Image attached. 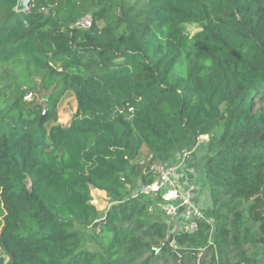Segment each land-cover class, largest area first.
<instances>
[{
  "label": "trees",
  "instance_id": "16d2710c",
  "mask_svg": "<svg viewBox=\"0 0 264 264\" xmlns=\"http://www.w3.org/2000/svg\"><path fill=\"white\" fill-rule=\"evenodd\" d=\"M16 4L0 0V264H191L201 247L210 264H264V0ZM71 87L84 109L61 124ZM203 135L212 206L170 229L161 192L140 187ZM97 220L85 249L76 225Z\"/></svg>",
  "mask_w": 264,
  "mask_h": 264
},
{
  "label": "built area",
  "instance_id": "2783aa9c",
  "mask_svg": "<svg viewBox=\"0 0 264 264\" xmlns=\"http://www.w3.org/2000/svg\"><path fill=\"white\" fill-rule=\"evenodd\" d=\"M92 24V16L89 13L82 14L75 22V26L79 28H88ZM31 98L29 93L24 98ZM132 110V108H129ZM187 153L182 152L181 163L184 162V158ZM179 165L176 164H166L162 162H153L148 165V171L155 174V178L152 182L141 185L140 192L156 196L161 192V208L164 214L170 219L177 217L181 214L180 226L181 230L185 232H193L198 227V219L203 217V211L197 205L195 198L193 196L194 186L189 185L185 191H182L177 185L175 180L176 171ZM182 207V210L179 208ZM173 250L178 258H183L182 251L177 250V246L172 244ZM194 254L196 255L197 264H200L205 253L204 248H194Z\"/></svg>",
  "mask_w": 264,
  "mask_h": 264
},
{
  "label": "rangeland",
  "instance_id": "374dc122",
  "mask_svg": "<svg viewBox=\"0 0 264 264\" xmlns=\"http://www.w3.org/2000/svg\"><path fill=\"white\" fill-rule=\"evenodd\" d=\"M184 27L189 35H192L195 31L199 29V26L194 23L184 24ZM183 73H184V61H181L175 67V74L181 76L183 75ZM37 95L38 97L41 96V94L39 93H37ZM28 98L29 97H27V100L31 99ZM82 109H84V102L78 98L76 90L73 87H71L64 93V95L61 97L58 103L57 106L58 121L61 124H68L75 115H79L82 112ZM145 153H146V148L144 149L143 147H140L139 152L135 157V160H139L140 162H142L145 158ZM91 193L93 198L91 202L97 207V209L104 212L110 206L109 200L104 194V192L102 193V192H98L95 189H92ZM57 214L62 218L67 217L66 212L61 207L57 208ZM96 226L97 225L95 226L91 225L90 227L81 228L78 225H76V228L79 229V231L83 235V245H82L83 248L95 250L99 247L97 240L93 236V230L96 228ZM229 257L230 260H236L233 251L230 252ZM210 262H211V253L208 254L205 253L200 264H210ZM160 263L161 260H159L156 264H160ZM194 263H197L196 259L192 261L191 264ZM168 264H173L172 260H170ZM177 264L180 263L177 262Z\"/></svg>",
  "mask_w": 264,
  "mask_h": 264
},
{
  "label": "crops",
  "instance_id": "0c3cea01",
  "mask_svg": "<svg viewBox=\"0 0 264 264\" xmlns=\"http://www.w3.org/2000/svg\"><path fill=\"white\" fill-rule=\"evenodd\" d=\"M206 139L207 135L200 136L198 142L194 146L182 151L187 153V156L184 158V162H180L182 160V152H178L168 163H177L179 165L176 171L175 180L182 191H185L189 185L194 186L195 189L193 191V196L201 210L212 206V200L209 191L203 186L204 170L201 165V160H203L206 156L203 153V141ZM143 148L145 149V146H143ZM97 191L103 193V191ZM168 222L170 229H176L180 226V220L177 217L174 219H169ZM169 234H171V231ZM231 261L233 262L234 260ZM238 264L244 263L241 261Z\"/></svg>",
  "mask_w": 264,
  "mask_h": 264
},
{
  "label": "water",
  "instance_id": "95a60500",
  "mask_svg": "<svg viewBox=\"0 0 264 264\" xmlns=\"http://www.w3.org/2000/svg\"><path fill=\"white\" fill-rule=\"evenodd\" d=\"M29 3H30V0H17L15 9L17 11H22L24 13H27L30 8ZM30 186H31V183L29 182L28 188H30ZM179 209L182 210V207H180ZM100 220H103V219H100ZM98 222L99 220L95 221L92 225L95 226L98 224ZM172 240H173V235L169 234L168 239L165 242H172Z\"/></svg>",
  "mask_w": 264,
  "mask_h": 264
}]
</instances>
